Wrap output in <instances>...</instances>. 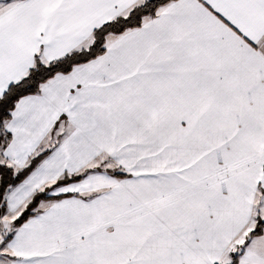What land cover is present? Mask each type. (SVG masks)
Returning <instances> with one entry per match:
<instances>
[{
	"label": "snow or ice",
	"instance_id": "1",
	"mask_svg": "<svg viewBox=\"0 0 264 264\" xmlns=\"http://www.w3.org/2000/svg\"><path fill=\"white\" fill-rule=\"evenodd\" d=\"M0 264H264V0H0Z\"/></svg>",
	"mask_w": 264,
	"mask_h": 264
}]
</instances>
